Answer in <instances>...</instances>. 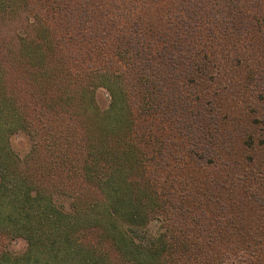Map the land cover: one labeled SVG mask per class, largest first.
Returning <instances> with one entry per match:
<instances>
[{
    "label": "trees",
    "instance_id": "obj_1",
    "mask_svg": "<svg viewBox=\"0 0 264 264\" xmlns=\"http://www.w3.org/2000/svg\"><path fill=\"white\" fill-rule=\"evenodd\" d=\"M227 261L264 264V0H0V264Z\"/></svg>",
    "mask_w": 264,
    "mask_h": 264
},
{
    "label": "rangeland",
    "instance_id": "obj_2",
    "mask_svg": "<svg viewBox=\"0 0 264 264\" xmlns=\"http://www.w3.org/2000/svg\"><path fill=\"white\" fill-rule=\"evenodd\" d=\"M94 98L99 107H104L107 103V93L103 87H98L94 90ZM10 145L17 152L25 151L29 146V143L23 134H14L10 137ZM8 247L13 251H20L24 247V241L22 239H15L7 243ZM223 264H240L233 261H227Z\"/></svg>",
    "mask_w": 264,
    "mask_h": 264
}]
</instances>
